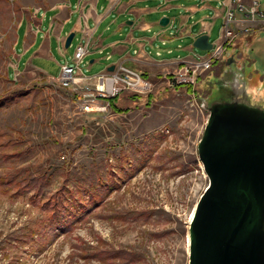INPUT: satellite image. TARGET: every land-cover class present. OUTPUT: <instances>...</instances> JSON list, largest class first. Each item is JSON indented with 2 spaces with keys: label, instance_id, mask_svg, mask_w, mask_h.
<instances>
[{
  "label": "rangeland",
  "instance_id": "obj_1",
  "mask_svg": "<svg viewBox=\"0 0 264 264\" xmlns=\"http://www.w3.org/2000/svg\"><path fill=\"white\" fill-rule=\"evenodd\" d=\"M54 1L0 0V264H101L92 257L97 249L129 250L138 264H189L190 222L209 184L198 154L209 118L202 104L225 96L220 82L231 74L264 91V30L240 31L195 97L153 76L149 104L147 96L134 103L124 94L122 114L84 115L74 96L25 68L14 51L21 16ZM77 42L43 60L50 77L74 57ZM232 52L236 63L228 67ZM92 59V67L81 65L87 77L109 65L105 56ZM58 203L75 215L52 230Z\"/></svg>",
  "mask_w": 264,
  "mask_h": 264
},
{
  "label": "crops",
  "instance_id": "obj_2",
  "mask_svg": "<svg viewBox=\"0 0 264 264\" xmlns=\"http://www.w3.org/2000/svg\"><path fill=\"white\" fill-rule=\"evenodd\" d=\"M222 1L55 0L46 8H30L29 17L22 13L15 31L14 51L25 68L56 79L43 69V60L54 61L55 51L66 52V40L74 33L78 38L76 49L81 42H91L85 59L87 67L96 60H86L105 56L109 63L106 71L124 63L149 78L155 76L165 82L164 77L180 65L208 56L209 53L200 56L193 47L200 36L208 35L213 45L219 42L225 17ZM259 1L264 9V0ZM245 2L249 5L252 0ZM162 18L170 20L167 27L160 25ZM259 30L252 31L257 34ZM73 60L74 57L63 64L72 65Z\"/></svg>",
  "mask_w": 264,
  "mask_h": 264
},
{
  "label": "water",
  "instance_id": "obj_3",
  "mask_svg": "<svg viewBox=\"0 0 264 264\" xmlns=\"http://www.w3.org/2000/svg\"><path fill=\"white\" fill-rule=\"evenodd\" d=\"M169 23L162 18L160 25ZM193 47L209 52L214 45L203 35ZM235 63L226 57L228 67ZM231 75L220 82L225 96L202 104L209 118L198 154L209 184L190 222L189 264H264V103L257 101L264 91Z\"/></svg>",
  "mask_w": 264,
  "mask_h": 264
},
{
  "label": "built area",
  "instance_id": "obj_4",
  "mask_svg": "<svg viewBox=\"0 0 264 264\" xmlns=\"http://www.w3.org/2000/svg\"><path fill=\"white\" fill-rule=\"evenodd\" d=\"M222 5L225 17L219 42L209 51L208 56L197 57L196 60L186 62L167 74L164 78L169 86L189 87L195 97L198 81L224 59L240 31L249 26L264 29V9L261 8L259 0H252L249 5L245 0H224ZM163 43L165 44L164 41ZM90 47L89 40L81 42L74 54L75 65H61L60 74L54 79L59 88L74 96L81 114L113 117L115 113L110 102L112 99L124 94L148 96L153 92L154 83L151 78L124 63L115 65L113 71H106L95 77L85 76L81 65L86 64L85 59L90 53ZM92 83L93 87H89Z\"/></svg>",
  "mask_w": 264,
  "mask_h": 264
},
{
  "label": "trees",
  "instance_id": "obj_5",
  "mask_svg": "<svg viewBox=\"0 0 264 264\" xmlns=\"http://www.w3.org/2000/svg\"><path fill=\"white\" fill-rule=\"evenodd\" d=\"M233 50V46H230L228 51ZM145 77H148L146 74H143ZM182 86H178L177 88L180 90ZM186 91L188 93L192 92L191 88L186 87ZM123 95L116 97L112 99L111 105L114 113L122 114L124 112L123 109L119 107V104L117 103L120 98H122ZM142 96L139 95H133L130 98V101L136 102L141 99ZM148 104L152 101L153 97L152 94L147 96ZM52 203L50 202L51 205ZM52 210H54L50 228L52 230H62L64 226H66L69 222V220L75 215V212H72L69 208V206H66L65 204H55L53 206ZM94 259H96L101 264H138L140 262V258L135 254L134 252H131L129 250H101L97 249L94 254L92 255Z\"/></svg>",
  "mask_w": 264,
  "mask_h": 264
},
{
  "label": "flooded vegetation",
  "instance_id": "obj_6",
  "mask_svg": "<svg viewBox=\"0 0 264 264\" xmlns=\"http://www.w3.org/2000/svg\"><path fill=\"white\" fill-rule=\"evenodd\" d=\"M234 56H235V59H237V58H236V55H234Z\"/></svg>",
  "mask_w": 264,
  "mask_h": 264
}]
</instances>
